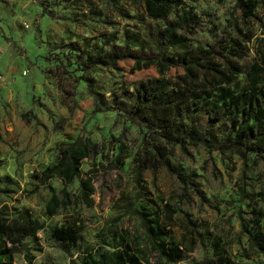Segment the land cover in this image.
<instances>
[{"label":"rangeland","instance_id":"374dc122","mask_svg":"<svg viewBox=\"0 0 264 264\" xmlns=\"http://www.w3.org/2000/svg\"><path fill=\"white\" fill-rule=\"evenodd\" d=\"M107 1L0 0V209L7 206L6 211L12 213L14 207H27L44 224L36 239L27 240L41 252H32L31 263L16 254L14 263L80 264L95 259L99 250L116 249L129 251L144 264H196L224 254L232 264H264L263 253L248 249V234L242 233L240 220L256 234L257 219L263 215L264 231V162H256L253 155L245 164L229 153L220 155L217 150L207 152L193 146L183 151L176 146L170 150L169 159L184 173L198 175L205 199L191 191L183 197L182 183L165 168L142 173L143 198L137 199L135 160L145 148L141 130L117 120L114 111L89 118L94 98L84 81L76 84L74 77L92 79L94 89L104 94V104L110 107L115 94L134 91L141 80L163 77L174 82L183 69H168L160 75L152 65L137 71L132 69L134 61L128 59L119 63V69L95 67L90 72L82 71L73 46L89 41V51L95 52L100 46L109 50L113 45L129 43L134 49L151 51L155 35L176 19L177 12L156 21L143 9L120 1L123 17ZM257 1L255 18L248 24L255 34L248 44L250 50L244 58L230 57L244 67L261 63L259 55L264 52V0ZM184 2L202 19L201 26L187 34L192 44L207 48L218 46L220 39L236 36L229 24L231 17L242 26V13L235 8L237 0ZM44 7L55 10L62 19L44 14ZM250 84L246 75H240L224 90L238 96ZM124 127L127 133L121 136ZM80 134L99 145L98 154L81 164L82 175L94 194L90 201L83 199L76 179L66 186L71 195L69 206L49 215L47 203L52 193L39 185L36 176L57 162L56 147L60 143L73 142ZM112 144L115 151L122 150L123 164L106 171L102 156ZM48 183L54 193L61 194L64 184L60 179ZM241 188L247 195L244 200ZM132 205L158 216L167 225L170 240L182 247L180 260L166 263L151 249L139 220L129 213ZM165 205L174 211L171 221L167 220ZM75 222L81 229L79 241L67 249L52 238V231Z\"/></svg>","mask_w":264,"mask_h":264},{"label":"trees","instance_id":"16d2710c","mask_svg":"<svg viewBox=\"0 0 264 264\" xmlns=\"http://www.w3.org/2000/svg\"><path fill=\"white\" fill-rule=\"evenodd\" d=\"M123 1L131 6L139 7L152 19H168L173 12L177 17L155 35L154 49L149 51L143 47L132 48L129 43L113 45L109 50L100 46L95 52H90V43L75 44L73 50L77 53L78 68L82 71H92L95 67L119 69L120 62L131 59L135 65L133 70L154 65L158 74L162 75L168 69L181 67L183 74L170 81L163 77L147 78L136 84L134 91L124 90L114 95V105L106 107L103 93L94 89L93 80L84 75L75 76V83L84 81L88 93L93 96L94 109L89 118L99 113L114 111L116 119L123 123L129 122L141 130L145 144L144 150L135 160V184L137 199L143 198L141 192V175L146 170L156 173L165 168L167 173L175 176L182 184L183 197L188 191L204 200L205 196L197 181L196 173L186 174L169 159L170 150L179 146L186 151L187 146L201 147L207 152L217 150L220 155L227 153L240 158L245 164L249 155L256 162H264V52L260 54L261 63L255 62L241 66L231 60L234 56L244 58L249 51L248 44L255 37L248 24L255 18L259 2L257 0H237L235 8L242 13V26L238 19L231 17L230 27L236 36L220 39L218 46L192 44L187 34L193 33L201 26V17L193 9L184 5V0H108L119 14L125 15L118 6ZM44 14L57 17L55 10L44 7ZM264 24V23H263ZM264 28V25H263ZM113 39H111L112 41ZM264 40V38H263ZM109 43V42H108ZM219 47V48H218ZM60 65L67 74L70 71ZM240 75L250 79V86L240 95L224 90L231 86ZM133 100L125 103L124 100ZM85 129V126H84ZM127 133L124 127L123 136ZM119 141V140H117ZM98 144H93L83 135L73 142H63L56 147L58 160L46 167L41 175L36 176L39 185L51 190L52 195L47 203V214L55 215L58 210L69 206L70 193L66 186L79 179L78 186L83 199L90 201L94 188L81 172V164L86 158L98 154ZM114 144L102 156L107 163L106 171L119 169L123 164L122 150L115 151ZM60 179L64 188L61 194L54 193L48 181ZM39 186H36L38 189ZM241 199L247 198L244 189H240ZM264 194V189L262 191ZM150 204L155 202L150 201ZM0 209V264H15V256L23 255L29 263L33 262L34 249L28 238H37V233L44 224L33 216L27 207L16 208L14 212ZM167 220L171 221L174 211L167 205ZM129 213L136 217L144 229L146 239L161 259L166 263H174L183 256L182 247L170 240L167 225L158 216L149 212L129 207ZM260 215L257 219L258 232L248 231L241 220L242 233L248 234V249H256L264 254V231L261 227ZM80 226L75 222L63 225L52 231V238L64 243L69 249L79 241ZM80 264H144L129 251L113 250L112 252H96V258L83 261ZM196 264H232L227 255L208 259Z\"/></svg>","mask_w":264,"mask_h":264},{"label":"built area","instance_id":"2783aa9c","mask_svg":"<svg viewBox=\"0 0 264 264\" xmlns=\"http://www.w3.org/2000/svg\"><path fill=\"white\" fill-rule=\"evenodd\" d=\"M26 72H24V74H25ZM0 76H1V71H0Z\"/></svg>","mask_w":264,"mask_h":264}]
</instances>
